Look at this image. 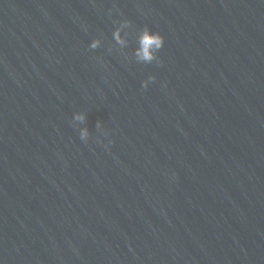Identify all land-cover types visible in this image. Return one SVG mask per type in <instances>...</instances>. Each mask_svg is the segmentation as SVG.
I'll return each instance as SVG.
<instances>
[{
    "label": "water",
    "instance_id": "95a60500",
    "mask_svg": "<svg viewBox=\"0 0 264 264\" xmlns=\"http://www.w3.org/2000/svg\"><path fill=\"white\" fill-rule=\"evenodd\" d=\"M0 264H264V0H0Z\"/></svg>",
    "mask_w": 264,
    "mask_h": 264
},
{
    "label": "clouds",
    "instance_id": "9594fccd",
    "mask_svg": "<svg viewBox=\"0 0 264 264\" xmlns=\"http://www.w3.org/2000/svg\"><path fill=\"white\" fill-rule=\"evenodd\" d=\"M131 27V22L124 20L119 24V27L113 32V39L117 45L121 48L127 47V40L122 34L123 29ZM137 47L134 51L135 61L139 64H153L160 63L159 53L165 47V38L159 32H153L151 28L144 27L137 36ZM101 47V41L99 39L93 40L90 44L92 50ZM156 80L155 76H150L147 80L143 82V87L148 88L149 84ZM87 121V116L85 114H75L73 117V126L79 131V136L82 141L87 142L90 137V132L87 127L80 128V124H84ZM96 128L98 131L103 129V124L100 121L96 122ZM106 134V133H105Z\"/></svg>",
    "mask_w": 264,
    "mask_h": 264
}]
</instances>
